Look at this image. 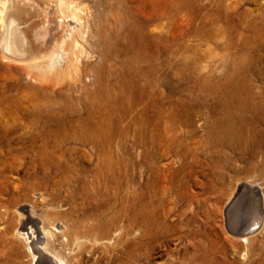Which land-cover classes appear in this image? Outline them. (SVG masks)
Listing matches in <instances>:
<instances>
[{
  "label": "rangeland",
  "instance_id": "obj_1",
  "mask_svg": "<svg viewBox=\"0 0 264 264\" xmlns=\"http://www.w3.org/2000/svg\"><path fill=\"white\" fill-rule=\"evenodd\" d=\"M10 1L28 55L68 50L67 44L60 45L70 30L78 46L75 65L65 71L6 62L0 52V264H31L28 246L17 235L26 210L49 232L45 251L64 264H117L123 257L118 232L107 239L100 234L96 224L109 215L104 208L94 210L97 198L104 194L115 215L139 192L152 204L161 227L150 264H178L199 244L215 245L205 262L264 264V219L248 244L231 237L226 220V207L238 189H244L243 201L235 211L248 219L261 206L264 215L262 158L245 159L239 146L218 151L205 142L198 148L206 118L193 104L201 82L204 76L224 77L230 70L226 64L238 63L226 62L220 37L202 46L192 34L172 42L173 22L181 14L171 18L170 0H67L81 20H64L65 25L49 0ZM247 2L242 19L254 25L264 0ZM240 31V39L248 35ZM189 46L199 50L192 53ZM256 54L246 82L242 77L238 83L251 95L264 96V50ZM21 125L29 130L25 141L18 133L5 134ZM154 129L159 136L151 137L150 144ZM41 131L47 132L45 138H37ZM246 186L258 188L261 200L249 195Z\"/></svg>",
  "mask_w": 264,
  "mask_h": 264
},
{
  "label": "bare ground",
  "instance_id": "obj_2",
  "mask_svg": "<svg viewBox=\"0 0 264 264\" xmlns=\"http://www.w3.org/2000/svg\"><path fill=\"white\" fill-rule=\"evenodd\" d=\"M49 1L56 4L55 7L57 8L56 10H58L57 17L61 18V25H65L62 24L65 21L81 20L79 14L72 10L70 7L72 4L70 5L67 0ZM227 1L228 0H170L171 18H174L177 13L181 14V20L178 21L179 24H177L178 22L176 21L173 22L174 24L172 27L171 38L172 42L178 44L177 41L179 39H183L187 34H192V36L199 42V46H202L204 44L207 45L212 41L215 43L218 39H216V37H220V40L223 41L220 46V50L228 52L227 56L229 58H227L229 60L226 62L228 63V61H232V59L238 61V63H231L229 65L225 63L226 67L230 70L224 77H212L214 80H210V77L207 78L204 76L203 82H201V95L193 104H197L199 106L197 107L201 117L205 116L203 118H206L202 130V133L205 136L204 141L198 143V148L204 147L205 142L209 143L213 149L218 151H221L223 148L227 147L232 148L234 146H239L241 148L242 156L245 159L247 158L248 160L252 161L260 156L264 163V96L251 95L249 93V89L246 86L238 83L242 77H245L243 83L246 82V76L250 70V59L253 58V56L255 57L257 55L256 53L264 50V5L258 8L259 12L262 14V17L258 19L254 25H251V23L245 22V19H242V13L240 12L247 0H234L233 2L226 3ZM12 3L14 2H11L10 0H0L1 57L3 56L5 61H17L26 67L46 70L48 72H52L54 70L65 71L64 69L69 67V65H72L73 67L75 65L74 62L77 60L76 51L78 43L73 37L75 34L71 33L72 30H70V34L68 36L66 35V42L68 43H66L64 39L60 45L61 48V46L67 44L68 50L64 49L62 51V49H59V47L58 50H54V48L53 51L49 52L47 57H38L32 53L31 55H28V52L24 50L25 45L22 34L23 31L20 30L22 26L19 29L18 24L15 23L13 18L12 10H14V8L12 9V7L14 4L12 5ZM244 29L247 31L248 35H246L244 38H241L244 40L243 41L239 37L241 36L240 33L242 32L240 30ZM196 49L199 50V48L195 46L188 47V50L192 53ZM43 58L44 60H41ZM256 68L258 70V67ZM20 69H22V67ZM23 73L24 71H21L19 72V75L23 76ZM262 76L264 77V74ZM129 82L132 84L135 81L132 80ZM145 84L147 86L151 85L148 82ZM18 101L19 100H17V102ZM9 117H11V115ZM20 117L21 120L26 118L24 112H22ZM49 121H51V119H49L48 122ZM153 131L155 134L149 136L148 138L150 144L151 137L156 139V137L159 136H156L157 132L155 129ZM27 132H29V130ZM27 132L25 131V125H21L18 126V128H10L9 130L5 131V134L9 135L18 133L19 139L23 142L27 139ZM46 133L41 131V133L39 132L36 136L37 138H45ZM0 137L2 138V136ZM259 141L262 142L263 145L258 143ZM53 142L55 141L53 140ZM218 151L217 153H219ZM174 153L183 158V160L186 157L178 150H175ZM175 154L173 155L176 156ZM142 162L143 160L140 156L138 164L139 177L141 180L145 175ZM112 170L116 171V169ZM118 170H120V166H118ZM98 174L99 171L95 172V176ZM243 190L240 191L238 189V192L236 191L235 195L232 197V200L227 205L226 220L228 233L231 235V237L237 243L240 242L242 244H248L252 235L261 230L264 215L261 206H257L256 209L254 208V211L249 213L250 216L248 219L246 215L244 216V214L241 213L242 211L240 209H238L237 212L235 211L236 204H240L241 201H243V198H239L243 194ZM246 191L249 193V195L254 196V199L261 200V194L259 193L258 188L246 186ZM125 199L126 198H123L122 202L125 201ZM107 201L108 199L104 194L97 198V206L94 208V210L104 208L109 217L105 220L98 221L96 227L100 234L106 239L111 236L112 231L118 232L116 234V245L120 248L123 257L122 259L120 258L116 260L118 261L117 264H128L129 261L135 264H139L141 262L150 264V260L152 259L151 255H153L154 250L152 244L156 241L157 233L161 228L158 223L159 216L154 211V209L151 208L152 204L147 201L143 193L139 192L134 195L133 202L129 205V207L121 206L118 210V213L113 215L111 213L113 208L111 209V205ZM120 222L122 223V227L116 229ZM39 224L40 220L37 218L34 212L32 210H26V215L23 217L21 225L17 230V235L28 246V251L32 257L31 264H64L61 260L57 259L56 256L54 257L45 251V240L46 237L49 236H47L49 232L45 231L44 228H42ZM73 227L76 229L77 224H73ZM67 235L69 236L68 233ZM214 246L211 245L210 247H205V245L200 246L199 244V247L195 248L194 250L196 251L195 253H193L190 257L188 256L186 259L183 258L184 260L182 259V261L178 262V264H222L214 258H210L208 262H205V256L208 254H213L215 249ZM145 250L147 251V254L143 253ZM166 264L175 263L169 261Z\"/></svg>",
  "mask_w": 264,
  "mask_h": 264
}]
</instances>
